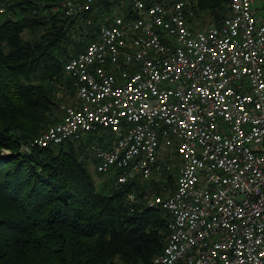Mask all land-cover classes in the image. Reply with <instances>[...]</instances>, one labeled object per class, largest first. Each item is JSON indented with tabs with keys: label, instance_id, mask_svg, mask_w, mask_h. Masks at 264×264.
Listing matches in <instances>:
<instances>
[{
	"label": "built area",
	"instance_id": "2783aa9c",
	"mask_svg": "<svg viewBox=\"0 0 264 264\" xmlns=\"http://www.w3.org/2000/svg\"><path fill=\"white\" fill-rule=\"evenodd\" d=\"M101 1L59 4L76 17ZM131 2L135 17L102 25L66 63L75 103L23 151L109 133L91 149L98 171L119 170L124 184L149 180L160 144L175 146V189L127 198L170 213L153 264H264V21L254 0H228V16L207 31L190 24L185 1Z\"/></svg>",
	"mask_w": 264,
	"mask_h": 264
},
{
	"label": "trees",
	"instance_id": "16d2710c",
	"mask_svg": "<svg viewBox=\"0 0 264 264\" xmlns=\"http://www.w3.org/2000/svg\"><path fill=\"white\" fill-rule=\"evenodd\" d=\"M126 1L121 14L135 17ZM182 1L194 13L188 18L193 26L204 14L220 25L229 13L228 0ZM59 2L0 0V264H153L170 237V213L145 200L132 211L127 198L175 189L178 166L172 172L161 167L162 158L177 155L175 146L160 144L149 180L117 184L121 171L97 169L106 177L101 188L88 160L93 157L97 168L91 144H102L109 133L23 151L59 121L67 94L75 99L65 65L98 40L119 5L102 0L91 12L68 17ZM56 84L66 86L64 97Z\"/></svg>",
	"mask_w": 264,
	"mask_h": 264
},
{
	"label": "rangeland",
	"instance_id": "374dc122",
	"mask_svg": "<svg viewBox=\"0 0 264 264\" xmlns=\"http://www.w3.org/2000/svg\"><path fill=\"white\" fill-rule=\"evenodd\" d=\"M129 4H130L129 1L119 0V5L116 6V8L113 10V13H111L110 16L111 17L123 16V14H121V7L129 6ZM196 20H197L196 24H195L196 26H194V27L199 31H207L209 28L212 27L210 17L207 14L198 16ZM56 86L58 89L59 97H64L67 94L66 86L60 85V84H56ZM67 99L69 101V104L64 103L65 105H73L72 103H75V99L70 98L68 94H67ZM5 151L6 150H3L2 154H5L6 153ZM90 155L92 156L91 153H90ZM161 155H162V153H160L159 159H161ZM178 165H179V158L175 157L174 155L167 156L166 159L162 158L161 167L163 166L164 168H166L170 172H172ZM88 167H89V170H90V173H91L93 179L98 184V187L99 188L103 187L102 184L106 181V177L97 171L96 164H95L93 157H91L88 160ZM158 178L159 177H157L156 179H158Z\"/></svg>",
	"mask_w": 264,
	"mask_h": 264
},
{
	"label": "crops",
	"instance_id": "0c3cea01",
	"mask_svg": "<svg viewBox=\"0 0 264 264\" xmlns=\"http://www.w3.org/2000/svg\"><path fill=\"white\" fill-rule=\"evenodd\" d=\"M253 14L258 21H264V0H254Z\"/></svg>",
	"mask_w": 264,
	"mask_h": 264
}]
</instances>
